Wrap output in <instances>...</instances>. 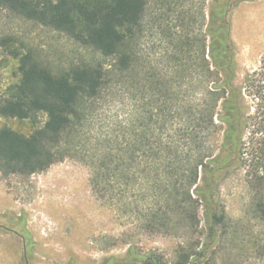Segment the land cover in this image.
<instances>
[{
  "label": "trees",
  "instance_id": "16d2710c",
  "mask_svg": "<svg viewBox=\"0 0 264 264\" xmlns=\"http://www.w3.org/2000/svg\"><path fill=\"white\" fill-rule=\"evenodd\" d=\"M150 1L0 0L91 53L52 69L32 49L0 38L17 71L0 94V118L31 125L28 134L0 126V173L28 176L80 155L98 201L133 226L178 239L171 261L130 249L102 264H218L210 249L232 228L212 197L219 172L247 168L246 213L264 227V59L262 72L233 83L231 14L242 0H199L196 11L156 0L158 20L174 13L178 24L170 53L155 66L139 49ZM116 94L127 111L97 135L98 105Z\"/></svg>",
  "mask_w": 264,
  "mask_h": 264
},
{
  "label": "rangeland",
  "instance_id": "374dc122",
  "mask_svg": "<svg viewBox=\"0 0 264 264\" xmlns=\"http://www.w3.org/2000/svg\"><path fill=\"white\" fill-rule=\"evenodd\" d=\"M181 1L183 7L177 8L178 11L192 6L196 11L199 7V0ZM157 13L156 0H151L145 17L146 31L139 40L140 54L155 59V66L166 50L170 53L171 32L178 24L174 13L165 22L158 20ZM230 35L234 45L233 83L240 85L247 75L262 72L264 0H242L234 7ZM2 37H11L19 48L32 49L52 69L91 57L89 50L66 34L0 5ZM16 76V61L0 46V94L16 81ZM116 95L98 105L94 122L97 135L119 120L116 116L127 111L125 99ZM247 101L253 106L250 96ZM0 126L26 134L31 131L28 121L16 119L0 118ZM246 169L237 163L219 172L212 191L215 206L224 209L232 226L228 239L223 243L220 240L210 249L215 251L218 264H264V252L259 249L264 245V227L246 213L251 198ZM89 177L90 169L80 155L67 157L28 176L0 173V264H102L110 257H125L130 249L136 254L155 252L168 261L174 259L178 239L133 226L125 216L94 197ZM200 218L202 225V213Z\"/></svg>",
  "mask_w": 264,
  "mask_h": 264
},
{
  "label": "flooded vegetation",
  "instance_id": "af4514ba",
  "mask_svg": "<svg viewBox=\"0 0 264 264\" xmlns=\"http://www.w3.org/2000/svg\"><path fill=\"white\" fill-rule=\"evenodd\" d=\"M6 229V227H4Z\"/></svg>",
  "mask_w": 264,
  "mask_h": 264
}]
</instances>
